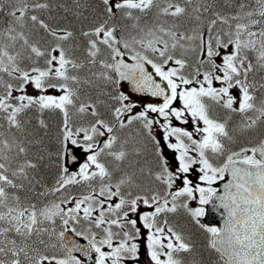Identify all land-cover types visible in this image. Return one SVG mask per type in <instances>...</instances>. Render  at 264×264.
I'll return each mask as SVG.
<instances>
[{
  "label": "snow or ice",
  "instance_id": "snow-or-ice-1",
  "mask_svg": "<svg viewBox=\"0 0 264 264\" xmlns=\"http://www.w3.org/2000/svg\"><path fill=\"white\" fill-rule=\"evenodd\" d=\"M0 264H264V0H0Z\"/></svg>",
  "mask_w": 264,
  "mask_h": 264
},
{
  "label": "water",
  "instance_id": "water-1",
  "mask_svg": "<svg viewBox=\"0 0 264 264\" xmlns=\"http://www.w3.org/2000/svg\"><path fill=\"white\" fill-rule=\"evenodd\" d=\"M216 216H217V219H221L218 214H216ZM221 223H222V219H221Z\"/></svg>",
  "mask_w": 264,
  "mask_h": 264
}]
</instances>
